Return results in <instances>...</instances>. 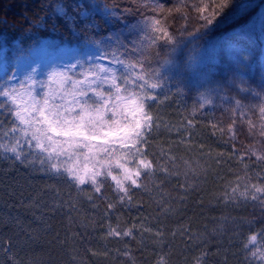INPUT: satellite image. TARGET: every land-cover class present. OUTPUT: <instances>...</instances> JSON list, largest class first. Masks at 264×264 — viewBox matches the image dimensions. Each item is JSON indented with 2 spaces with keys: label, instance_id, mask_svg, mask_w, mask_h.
<instances>
[{
  "label": "snow or ice",
  "instance_id": "snow-or-ice-1",
  "mask_svg": "<svg viewBox=\"0 0 264 264\" xmlns=\"http://www.w3.org/2000/svg\"><path fill=\"white\" fill-rule=\"evenodd\" d=\"M128 3L133 6H122L121 0H114L111 7L96 0H40L39 10L25 18L21 31L30 43L38 46L42 38L58 39L57 46H72L86 58L87 67L77 59L60 70L61 87L56 91L46 90L45 82L35 80L34 67H29L23 76L19 74L23 42L15 47L13 58L9 54V41L0 31V159L66 185L65 196L55 185L46 184L45 188H51L54 193L50 200H45L48 192L41 189L30 206L38 202L54 215L67 217L70 231L72 225L95 230L96 217L81 218L80 205L83 199L87 200L97 211L101 229L106 230L100 237L105 241L102 250L86 249L92 256H108L111 249L107 243L112 238L123 246L115 249L117 254L129 257L124 264H137L125 238L142 247L146 233L159 244L164 232L153 233L147 226L151 222L149 216L142 212L135 220L130 216L125 220L123 216L134 208L139 211L143 201L136 197L142 192L151 193L154 181L162 178V173L163 177L168 175L167 164H161L160 160L173 159L162 147L152 151L150 142L162 134L163 127L169 134L175 129L180 137L178 143L184 144L183 132L194 134L196 126L195 108L177 124L165 121L160 114L170 95L164 92L169 77L163 69L176 65L178 73L181 64L192 68L207 60L208 67L217 70L211 80L219 83L217 73L224 81L228 80L221 67L227 64L231 84L239 92L249 91L241 87L247 84L243 77L252 60L245 41L252 35L264 34V0H208L207 3L201 0L203 6H193L198 12L200 27L189 36L202 39L203 44L199 51L187 54L181 51L175 60L171 53L177 51V41L167 26L170 9L161 0H128ZM137 14L134 20L127 19ZM180 31L185 32L187 28ZM161 42L171 46L168 58L163 60L160 59ZM85 48L94 50L85 52ZM216 60L219 64L214 63ZM260 67L264 80V64ZM77 68L82 70L78 73L82 78L74 79ZM56 76L57 72L53 71L47 79L52 81ZM209 104H212L211 98L201 94L198 107L203 109ZM233 104L231 111L239 113L242 122L247 121L250 131L254 129L256 124L248 119L252 109L245 110L240 99H234ZM259 119L264 121V106L259 107ZM236 123L233 117L227 129L233 133L232 139H235ZM212 127L217 128L215 124ZM259 128L264 133V123ZM240 162H244L243 158ZM155 203L162 209L161 215L173 211L164 208L162 200L157 199ZM113 220L115 225L104 223ZM19 227L17 239L9 237L7 247L0 237V250L8 252L18 243L30 246L39 242L36 232ZM45 230L50 231V226ZM261 234L264 235V229ZM79 237L73 231L71 237L61 240L57 233L52 239L58 244L75 245ZM256 239L253 235L248 241ZM252 257H258L264 264V251L260 248L252 252ZM158 264L164 262L161 260Z\"/></svg>",
  "mask_w": 264,
  "mask_h": 264
},
{
  "label": "trees",
  "instance_id": "trees-1",
  "mask_svg": "<svg viewBox=\"0 0 264 264\" xmlns=\"http://www.w3.org/2000/svg\"><path fill=\"white\" fill-rule=\"evenodd\" d=\"M22 1L24 2L22 6L17 5L13 0L4 2L5 5H8L6 10H2V5H0V21H6V23H0V31H3L4 38L9 41V54L13 58L16 56L14 49L21 42L24 46L23 53H26L30 47L36 44L35 42L30 43L21 30L25 18L33 16L39 10L40 0ZM97 1L101 5L107 4L109 7L114 3V0ZM207 2L208 0H204V3ZM161 3L170 9L167 13V26L177 41L175 45L177 51L171 53V58L175 60L181 51L185 54L199 51V46L203 44V40H195L189 36V33L200 27L197 21L198 12L193 6L201 4V0H161ZM121 5L133 6L128 3V0H121ZM201 6L203 5L201 4ZM138 15L129 16L127 19L134 20ZM101 27L105 31L108 30L102 22ZM185 27L187 31L181 32L180 29ZM13 40L16 41L15 44L11 43ZM245 43L249 45L252 55L250 67L243 77L247 84L241 85V87L249 89L246 92H239L231 84V74L227 71V64L221 67L224 70V75L228 76V80L224 81L217 73L219 83L211 80L212 74L216 73L217 70L208 67L207 60L192 68H187L181 64L178 73L176 72V65L163 69L164 74L169 77L164 92L170 93L168 101L160 108L163 119L171 124H177L183 121L185 116L191 115L194 108L196 110L194 134L183 132L184 137L187 134H193V136L201 139L198 142L203 150L200 153L192 154V156L199 161H206V163L212 162L211 159L214 157L222 169H227L225 176L230 179L231 186L236 187L242 182L254 181L262 189L256 196L252 197L249 203L234 202L233 196L229 200V197L227 198L223 194L222 201L226 203V207L222 206L213 210L208 219L198 223L199 228H193L188 225L189 223H183L182 225L186 229L190 227L189 230L200 232L197 238L203 239V244L196 246L193 250L194 254L188 255L183 252L179 254L175 264H190L189 261L182 259V257L189 256L195 259L194 264H206L214 254L220 252H222L221 259L226 258L229 264H249V261L251 264H259L258 257L253 258L252 252L256 251L257 248L264 251V235L261 234V230L264 229V133H261L259 128L260 123H264L259 119V107L264 106V80L261 79L260 67L261 64H264V34L252 35L246 39ZM170 48L171 46L163 45L161 42V60L168 58ZM84 51L89 52L90 50L85 48ZM72 54L82 55L79 49L77 53L73 52ZM214 63L219 64V60L214 61ZM201 94L212 100V104L206 105L203 109L198 107ZM234 99H240L245 110L252 109L248 112V119L252 120L256 127L251 131L247 121L242 122L239 113L231 111L234 107ZM233 117L237 120L235 139H232L233 133L227 131L231 127ZM213 124L217 128L214 129ZM161 133L151 140L150 143L153 145L151 150L158 151L159 147H162L169 156L173 157L172 160H160L161 164H167L168 175L163 177L162 173V178L154 181L151 193L142 192L136 197V200L143 201L139 211L134 208L126 216H123L125 220L129 216L135 220L142 212L149 216L151 222L147 226L152 228L153 233L160 230L161 227L163 230L165 225L170 226L171 229H180V223L184 221L172 222L170 218L172 211L167 215H161L162 209L157 206L155 200H162L164 208L173 210L172 204L166 197L181 196L182 189L191 183V180L186 178L187 182L183 184L180 179L184 176L182 172L176 171L177 168L174 166L177 163L175 160L178 158L189 157L174 150L179 141L175 129L169 134L164 132L162 127ZM241 158H243V163L240 162ZM149 159L152 157L149 156ZM245 164L248 165L247 168L244 167ZM46 184L55 185L57 190L67 195L66 185L56 184L55 181L48 180L47 177L38 172L0 159V219L3 221L0 223V237L4 240V247H7L9 237L14 240L17 239L16 233L20 232V225L29 232H36L39 237V242L30 246L18 243L8 252L0 250V264H14V261L17 264H124V262L129 261L128 256L117 254L115 249L123 246L113 242L112 238H109L107 243V247L111 249L108 256L101 254L97 258L92 256L91 252L86 251L88 248L102 250L101 246L103 245H100L99 240L106 231L101 229L97 213L94 212L86 199L82 200L81 211L82 214L86 212L84 217L97 218L95 230L91 227L85 230L82 227L72 225L70 231L67 217L54 215L49 208L42 207L38 202L35 203L34 207L30 206L37 199L36 194L41 189L51 190V188H45ZM29 197H32V200H29ZM50 197V195L45 196V200H50ZM84 217L81 216L82 219ZM156 217H159V220ZM213 218L227 221L226 230L223 231V233L226 232V237L220 242L218 240L221 238L220 233L222 232H219L216 225L212 224L217 220ZM109 222L115 225L114 220L104 223ZM49 226L50 231H46L45 229H48ZM207 230L210 231L206 235ZM73 231L80 234L75 245L71 243L58 244L52 239L57 233H59L61 240L65 236L71 237ZM210 232L214 235H210ZM253 235L257 239L249 243L248 238ZM211 237L214 238L213 244L206 243L205 241ZM125 239L129 241L128 246L132 249L130 255L136 258L137 264H157L161 258L168 257L163 252L155 254L156 252L152 251L149 245L142 253L143 250L136 241H131L129 238ZM147 240H153V238L146 233L145 241ZM103 243L105 244V241ZM246 245L247 249H245ZM185 246L189 249V244L186 243ZM226 252L232 253V260ZM166 258L163 260L164 264H174L169 263L168 258ZM222 264L228 263L222 262Z\"/></svg>",
  "mask_w": 264,
  "mask_h": 264
},
{
  "label": "rangeland",
  "instance_id": "rangeland-1",
  "mask_svg": "<svg viewBox=\"0 0 264 264\" xmlns=\"http://www.w3.org/2000/svg\"><path fill=\"white\" fill-rule=\"evenodd\" d=\"M10 1L11 0H2L0 3V5H2L1 9L6 10L8 5H5L4 2ZM13 2H16V4L19 6L24 5L22 0H13ZM96 2L99 3L97 0ZM57 45H59L58 39L53 41L47 38H42L38 46L35 44L30 47L28 51L22 55L19 74L23 76L29 67H34L36 69V72L34 73L35 80L38 82H45L47 84L46 90L56 91L61 87L62 77L59 75L60 70L66 64L74 63L77 59H79L80 63L87 67L85 62L86 58L84 56H76L72 54L73 52L77 53L78 49L69 45ZM88 50L93 51L94 49L88 48ZM53 71L57 72V76L54 77L52 81H48L47 78ZM81 71L82 70L80 68L76 69L75 73L73 74L74 79L82 78L78 77V73ZM36 88L39 90V83L36 85ZM184 138L185 143H178L174 147V150L177 153H183V155H187L189 157L183 156L182 159L178 158V160H175L177 163L174 166L177 168L176 171L182 172L184 177H182L180 180L183 182V184L187 182L186 178H189L191 183H189L185 189H182L181 196L173 197L171 195L172 197H166V199L172 204L173 208L172 215L171 217L169 216L172 222H184L180 223V229H171L170 226L165 225L162 230L164 232V236L159 244L155 243L153 239L144 241V245L141 247V250H143L142 253L145 252L147 245H149L152 251L156 252L155 254L158 252H163L166 256H168V259L166 257H160L161 260L163 261L166 258L169 263L172 262L174 264L176 263L175 260L179 258V254L182 252L187 253L188 255L194 254L193 250H195L196 246L203 244V239L200 240L197 238L200 232H193L189 230V228H199L198 223H202L204 220L208 219L209 214L213 210L222 206L226 207V203L222 201L223 194L225 197H229V200L233 196L234 202L249 203L251 202L252 197L256 196L260 192L257 191V189H260V187H258L254 181H245L236 187L231 186L230 179L225 176L227 169H222L214 157L211 159L212 162L206 163V161H199V159L192 156V154L200 153L203 150L201 144L198 142L201 139L197 136H193V134H187ZM177 139L179 140V136ZM197 177L200 180H197ZM46 192H48V195L50 196L54 194L52 190H48ZM227 193L229 194L227 195ZM241 193L244 195L242 196ZM94 212L97 213L96 210H94ZM85 214L86 212L83 213L82 216L84 217ZM213 219L217 220L213 222ZM213 219L212 224H215L217 230L222 232L220 233L221 238L218 240L220 242L222 239H224V237H226V232L223 233V231L226 230L225 228L227 227V221H225V219ZM183 223H189L188 225L191 226L187 227L188 229H186L182 225ZM205 228L207 227L205 226ZM161 229L162 227L160 230ZM209 231L210 230L206 231V235ZM209 234L212 235L213 233L210 232ZM213 239V237L208 238V240L205 242L208 244H213ZM99 242L100 245H103L101 248H104L105 244L103 241L99 240ZM186 243L189 244V249H187L185 246ZM210 253L213 255L212 252ZM226 254L230 256V259L232 258V253L226 252ZM220 255H222V252L214 254L212 259L206 264H222V262L229 264L227 259H221ZM96 257L98 258L99 256ZM182 259L189 261L190 264H194L195 261V259L190 256L186 258L182 257ZM259 264H261L260 261Z\"/></svg>",
  "mask_w": 264,
  "mask_h": 264
}]
</instances>
